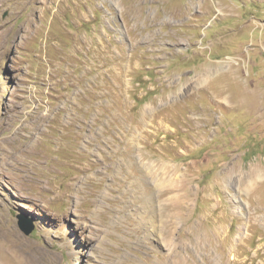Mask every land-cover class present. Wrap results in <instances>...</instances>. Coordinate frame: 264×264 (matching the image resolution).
<instances>
[{
	"label": "rangeland",
	"instance_id": "rangeland-1",
	"mask_svg": "<svg viewBox=\"0 0 264 264\" xmlns=\"http://www.w3.org/2000/svg\"><path fill=\"white\" fill-rule=\"evenodd\" d=\"M0 141V264H264V0H0Z\"/></svg>",
	"mask_w": 264,
	"mask_h": 264
},
{
	"label": "bare ground",
	"instance_id": "bare-ground-1",
	"mask_svg": "<svg viewBox=\"0 0 264 264\" xmlns=\"http://www.w3.org/2000/svg\"><path fill=\"white\" fill-rule=\"evenodd\" d=\"M208 67V66H207ZM205 68V71H208L209 69L208 68ZM210 67V66H209ZM210 69H211V67H210ZM210 71V70H209ZM209 73V72H208ZM3 137V136H2ZM12 139V138H11ZM1 142V141H0ZM3 142V141H2ZM8 142V141H7ZM7 142L5 141L4 142V144L5 145H3V146H6L7 145ZM2 144V143H1ZM260 165V164H259ZM148 169V168H147ZM236 169V168H235ZM149 170V169H148ZM238 170H239V167H238ZM236 171V170H235ZM148 173H149V171H148ZM247 175H246V177H245V180H249V181H256L258 178H261L262 177V174L264 173V169L263 168H261L260 166H258V164H251L249 167H248V170H247ZM149 174H151V171H150V173ZM187 174V173H186ZM186 174H184V178H185V180H187L186 178H187V176H186ZM148 175V174H147ZM188 175V174H187ZM153 176V175H152ZM155 176V175H154ZM156 178V177H155ZM183 178V177H182ZM157 179V178H156ZM158 180V179H157ZM184 180V179H183ZM182 180V181H183ZM163 184H165V183H163ZM184 184V183H183ZM162 186V183H160V182H157L156 183V189H157V191H156V193L158 194L159 193V191L161 190V187ZM166 187V186H165ZM169 188V187H168ZM173 190V189H172ZM163 191V190H162ZM164 191H166L165 190V188H164ZM167 192H170V191H167ZM163 193H165V192H163ZM161 194V193H160ZM160 194L158 195V197L160 196ZM158 197H156V195H154V196H152V198H151V201L153 202V201H155V199L156 198H158ZM157 200V199H156ZM150 228H153V225H150Z\"/></svg>",
	"mask_w": 264,
	"mask_h": 264
},
{
	"label": "water",
	"instance_id": "water-1",
	"mask_svg": "<svg viewBox=\"0 0 264 264\" xmlns=\"http://www.w3.org/2000/svg\"><path fill=\"white\" fill-rule=\"evenodd\" d=\"M17 218H18L17 225H18L19 229L25 235H29L32 232V230L34 229L33 221L31 219L23 216V215H18Z\"/></svg>",
	"mask_w": 264,
	"mask_h": 264
}]
</instances>
